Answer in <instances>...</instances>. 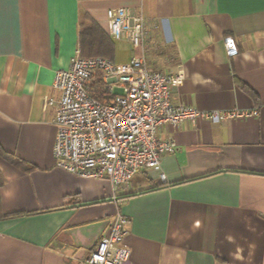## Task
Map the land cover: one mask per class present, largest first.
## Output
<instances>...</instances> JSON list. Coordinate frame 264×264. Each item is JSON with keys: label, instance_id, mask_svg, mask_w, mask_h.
Listing matches in <instances>:
<instances>
[{"label": "crops", "instance_id": "crops-1", "mask_svg": "<svg viewBox=\"0 0 264 264\" xmlns=\"http://www.w3.org/2000/svg\"><path fill=\"white\" fill-rule=\"evenodd\" d=\"M115 8L143 17L142 47L111 38ZM81 16L110 39L114 65L143 57L149 72L182 71L174 106L257 115L163 125L176 151L115 192L56 168L47 102L55 72L77 50L89 58ZM0 148L11 158H0V215L33 213L0 221V264H84L117 212L126 264H264V0H0Z\"/></svg>", "mask_w": 264, "mask_h": 264}, {"label": "built area", "instance_id": "built-area-1", "mask_svg": "<svg viewBox=\"0 0 264 264\" xmlns=\"http://www.w3.org/2000/svg\"><path fill=\"white\" fill-rule=\"evenodd\" d=\"M106 19L112 39L142 47V16L115 8L106 11ZM223 45L229 58L238 55L233 37L225 36ZM96 76L109 94H115L110 103L87 92L86 86ZM183 79L182 71L149 72L143 57L117 66L103 57L82 58L77 50L69 66L55 72L52 88L58 97L47 102L55 108L54 166L80 178L106 180L115 192L124 189L135 174L159 168L160 157L176 151L173 141L160 137L163 125L177 127L197 120L223 123L257 115L256 110L174 106L172 90ZM160 178L164 180V175ZM127 225L128 219L117 212L84 264H126L130 256L123 244Z\"/></svg>", "mask_w": 264, "mask_h": 264}, {"label": "trees", "instance_id": "trees-1", "mask_svg": "<svg viewBox=\"0 0 264 264\" xmlns=\"http://www.w3.org/2000/svg\"><path fill=\"white\" fill-rule=\"evenodd\" d=\"M79 42L80 52L83 57H104L111 61L112 42L110 39L97 27V25L88 17L81 16L79 19ZM241 90L251 95V92L245 85L240 86ZM87 92L98 99L102 103H110L114 99L115 94H109L106 86L102 83L101 77L96 76L86 86ZM0 158L11 160L0 148ZM17 164V163H16ZM21 166L17 164V166ZM24 171H29L30 168L21 166ZM33 213H12L0 215L1 220L15 219L32 215Z\"/></svg>", "mask_w": 264, "mask_h": 264}]
</instances>
